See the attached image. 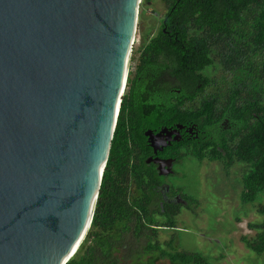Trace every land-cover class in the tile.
<instances>
[{
    "label": "water",
    "instance_id": "obj_1",
    "mask_svg": "<svg viewBox=\"0 0 264 264\" xmlns=\"http://www.w3.org/2000/svg\"><path fill=\"white\" fill-rule=\"evenodd\" d=\"M140 2L0 0V264H66L85 239Z\"/></svg>",
    "mask_w": 264,
    "mask_h": 264
},
{
    "label": "trees",
    "instance_id": "obj_2",
    "mask_svg": "<svg viewBox=\"0 0 264 264\" xmlns=\"http://www.w3.org/2000/svg\"><path fill=\"white\" fill-rule=\"evenodd\" d=\"M151 1L142 0V7ZM160 1L167 9L166 19L153 39L142 34L145 47L141 52V66L134 77L127 78V90L121 101L91 226L66 264H211L199 252L178 250L173 245V236L159 242L158 231L175 228L180 210L178 207L170 213L167 208L163 211L149 202L153 199L148 196L150 187L160 178L145 167L144 155L140 158V167L130 164L135 141L142 137V131L135 136V130L142 123L134 115L139 119L147 117V122L161 120L160 124L168 125L171 117L185 123L197 111L204 119L228 112L245 127L241 133L243 139L231 149L230 162V166L238 161L247 168L240 202L252 203L258 194H264V0ZM215 60L225 71V75L219 76L223 88L215 79H211L210 87V80L201 73ZM156 67L164 73L160 80L166 88L174 84L171 79L175 78L183 99L190 103L196 86L201 84V90L207 89L203 90L207 92L205 103L194 108L187 105L182 110L161 100H156L161 107L153 100L137 105L142 86L153 84L152 70ZM138 74L139 82L135 81ZM208 87L213 90L209 91ZM242 100L244 104L240 106L231 104ZM223 101L230 105H223ZM211 102L221 105L211 106ZM143 152L141 147L135 155ZM198 158L201 160L204 156L201 154ZM186 199V209L197 207L192 197ZM257 213L263 220L250 225L256 234L251 238L242 237L241 241L247 249L261 255L264 253V205L258 206ZM146 235L148 241L137 246Z\"/></svg>",
    "mask_w": 264,
    "mask_h": 264
},
{
    "label": "rangeland",
    "instance_id": "obj_3",
    "mask_svg": "<svg viewBox=\"0 0 264 264\" xmlns=\"http://www.w3.org/2000/svg\"><path fill=\"white\" fill-rule=\"evenodd\" d=\"M165 12L166 8L160 0H152L143 7L140 2L139 26L132 46L129 77H133V68L139 63V58L136 57L143 47L142 34L145 36L155 34ZM132 58L134 61L136 59L134 67ZM211 69V71L206 69L210 71L208 75L222 86L219 76L223 73L220 68ZM139 78L138 74L135 81L139 82ZM126 90L125 88L124 94ZM175 169L179 173L178 178L167 181L179 185L198 204L197 207L190 208L191 210H180L175 219V228L159 230L157 237L159 242L168 241L173 236V245L178 250L199 252L211 264H264V253L261 255L253 253L241 241L242 237H253L256 230L250 229V225L259 224L263 220L257 213V208L264 205V194H258L252 203L240 202L242 182L239 179V172L235 173L240 171L239 166L231 169L228 176L212 165L197 167L191 159L184 160ZM146 233L149 235V232ZM147 235L138 241L137 246H142L148 241Z\"/></svg>",
    "mask_w": 264,
    "mask_h": 264
},
{
    "label": "flooded vegetation",
    "instance_id": "obj_4",
    "mask_svg": "<svg viewBox=\"0 0 264 264\" xmlns=\"http://www.w3.org/2000/svg\"><path fill=\"white\" fill-rule=\"evenodd\" d=\"M166 8V7H165ZM167 9L164 16L160 20L159 28L166 19ZM159 30V29H158ZM151 34L150 38H154L156 34ZM149 41L146 42L148 44ZM145 44V45H146ZM145 47V46H144ZM141 48V52L143 48ZM183 48V47H182ZM210 58L212 59V55ZM144 57H148V55L144 54ZM139 58V63L135 64L136 59ZM141 53L137 55L135 61L133 59V77L136 75V71L141 66L140 64ZM162 64L163 62L160 61ZM219 67L223 75H225V71L222 69L221 65L216 62L205 67L201 73L204 77L210 80L209 86L211 87L212 82L211 78L208 74L212 70L211 68ZM180 68V67H179ZM209 69L210 71L206 70ZM152 70V69H151ZM181 70V68H180ZM197 73V71H195ZM152 79L154 81L153 84L148 86H142L144 88L140 91V95L138 97L137 105H143L151 103L156 100H161L164 103L171 102L173 103L178 110H182V107L185 106H202L205 103L204 97H206L207 89L201 90V84H198L193 92L194 100L190 103L188 99H183L182 90L176 84L175 78L171 79L174 84H171L166 88V84L162 83L161 77L164 76V73L160 72L158 68L152 70ZM216 80V79H215ZM224 84L221 86L223 88ZM165 90H162V89ZM209 91H212L213 88L208 87ZM190 92V91H189ZM144 93V94H143ZM192 92L189 93L191 95ZM188 98V96H187ZM161 107L159 101H156ZM214 104L221 105L220 103L211 102L210 105ZM223 105H230L229 103L222 102ZM232 105H241L244 104V101L231 103ZM153 112L148 114V116L152 115ZM194 116L191 120H187L185 123H182L180 120L175 117H171L168 119V125L160 124L161 120L156 122H147V117L139 119L134 115V118L142 123V127L140 126L135 131V136L139 135V132L142 131V137L139 138L138 141H135L133 147L132 158L130 164L132 167H140L141 160L143 157V161L145 163V167L147 166L149 170L155 172L156 175L160 178L159 181L153 184L150 187V191L148 193L149 198L153 197L152 202L157 204L159 208H162L163 211L167 208L170 213L177 210L186 209L188 207L187 195L184 190L179 185L169 183L168 179H177L178 171L175 167L180 166L184 160L191 159L194 161L197 167L200 165H212L217 169H220L225 176L229 175L231 169L235 166H239L240 171H236L237 174L239 172V179L242 182L243 176L245 172H247V168L245 164H242L238 161H234L230 166V162L232 160L231 149L238 144L243 136L241 135L242 131L245 130L244 125L240 122H236V120L232 119V117L225 112L223 114L213 116L211 119H204L203 116L199 115V111L193 114ZM212 116V115H211ZM256 118V115L254 116ZM254 119L251 120L253 123ZM144 128V130H143ZM144 139V140H143ZM176 139V140H174ZM143 147L144 152L142 155H135L136 150L141 149ZM186 153L184 157H182ZM204 156L203 159H199V155ZM213 157V159H208L209 157ZM163 165H171V173L168 175H159V168L163 167ZM166 169L161 168V172H164ZM243 187V184H242Z\"/></svg>",
    "mask_w": 264,
    "mask_h": 264
}]
</instances>
